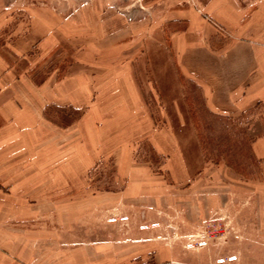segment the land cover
Masks as SVG:
<instances>
[{"label":"rangeland","instance_id":"obj_1","mask_svg":"<svg viewBox=\"0 0 264 264\" xmlns=\"http://www.w3.org/2000/svg\"><path fill=\"white\" fill-rule=\"evenodd\" d=\"M198 33L200 43L219 48L235 39L264 46V0H0L2 66L37 81L62 78L73 65L88 68L91 83L105 87L118 134L129 123L123 139L129 137L137 162L172 180L162 165L166 155L142 131L139 118L147 114L149 128L169 133L170 157L181 147L191 168L203 171L195 188L178 185L149 206L109 208V200L105 207L93 196L120 191L126 180L119 155H106L82 184L58 186V216L54 201L42 200L20 233L24 242L10 229L22 249L6 247L0 226V264H219L233 255L238 260L226 264H264V178L252 147L264 132V102L236 117L209 109L203 89L179 64V38L194 43ZM86 112L51 104L44 114L64 125ZM28 192L40 199L49 186ZM116 214L130 220L110 222ZM202 237L207 247L188 248ZM100 243L111 250L101 252ZM131 243L140 248L131 250Z\"/></svg>","mask_w":264,"mask_h":264},{"label":"crops","instance_id":"obj_2","mask_svg":"<svg viewBox=\"0 0 264 264\" xmlns=\"http://www.w3.org/2000/svg\"><path fill=\"white\" fill-rule=\"evenodd\" d=\"M200 35L196 34L198 41L194 43L185 35L179 38V64L183 74L201 86L209 109L236 117L264 102V46L254 40L235 39L219 48L200 43ZM1 63L0 59V226L7 235L8 249H22L10 240V229L16 228L17 243L24 242L20 233H24L27 218L38 212V202L54 201L51 207L58 216V186L82 184L81 177L106 155H119L117 167L126 182L120 191L93 196L105 207L106 200L109 208L130 203L149 206L157 198L170 197L178 185L195 188L202 183V166L192 169L181 147L176 149L177 158H171L169 133L164 128L156 133L149 128L147 114L139 118L143 120L142 131L157 152L166 155L162 165L170 171L172 180H167L163 172L154 171L150 163L137 162L129 137L123 139L129 123L125 120L126 133L118 134V119L109 113L110 98L102 92L104 85L99 88L91 83L88 68L77 69L73 65L66 76L56 78L49 74L37 83L32 75H17L11 66ZM95 95L96 100L92 101ZM51 104L84 106L87 112L76 122L61 125L44 114ZM133 122L137 128L136 112ZM121 139L124 142H119ZM252 147L261 159L264 178V132L256 136ZM41 185L49 186L46 197L39 199L29 194L30 187ZM107 245L100 243L97 248L101 252L111 250ZM130 245L131 250L140 248L138 243Z\"/></svg>","mask_w":264,"mask_h":264},{"label":"built area","instance_id":"obj_3","mask_svg":"<svg viewBox=\"0 0 264 264\" xmlns=\"http://www.w3.org/2000/svg\"><path fill=\"white\" fill-rule=\"evenodd\" d=\"M130 220V216L129 215H120V214H116L115 216L111 217L109 219L110 222L112 223H127ZM148 228V226H143L141 227V229H146ZM209 244V239L207 237H202L199 240L191 244H188V248H196V249H200V248H204L207 247ZM238 260V256L237 255H233V256H226L223 259L218 260L219 264H226V263H231V262H235Z\"/></svg>","mask_w":264,"mask_h":264},{"label":"trees","instance_id":"obj_4","mask_svg":"<svg viewBox=\"0 0 264 264\" xmlns=\"http://www.w3.org/2000/svg\"><path fill=\"white\" fill-rule=\"evenodd\" d=\"M40 81H37V83H39ZM71 109H75L74 107H70ZM76 118L78 119L79 118V115L76 116ZM75 118V119H76ZM56 121V120H55ZM73 121V120H72Z\"/></svg>","mask_w":264,"mask_h":264}]
</instances>
